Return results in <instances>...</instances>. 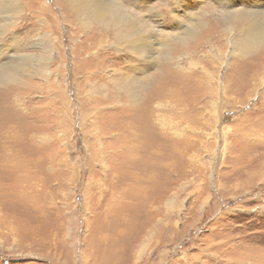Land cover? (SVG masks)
<instances>
[{
    "label": "rangeland",
    "instance_id": "1",
    "mask_svg": "<svg viewBox=\"0 0 264 264\" xmlns=\"http://www.w3.org/2000/svg\"><path fill=\"white\" fill-rule=\"evenodd\" d=\"M114 1L153 24L149 61L64 0H0V264H264L262 45L238 67V28L206 30L264 0Z\"/></svg>",
    "mask_w": 264,
    "mask_h": 264
},
{
    "label": "bare ground",
    "instance_id": "2",
    "mask_svg": "<svg viewBox=\"0 0 264 264\" xmlns=\"http://www.w3.org/2000/svg\"><path fill=\"white\" fill-rule=\"evenodd\" d=\"M64 1L67 2L68 6L73 12V15L79 20V22L84 24H89L91 22L99 23L98 27H101L104 34H107L106 38L111 40L113 45L125 48L126 50L129 51L132 57L140 61H146V62L149 61L152 55L151 50L153 46V38L150 36V34L152 32L154 33L155 30L154 27L152 26L153 24H150L151 22L149 23L142 19L143 16L141 18L139 16L140 14L138 15L132 10H128L124 8L114 0H102L99 3H96L95 0H64ZM213 13L210 14L209 22L207 21V23L209 24V27L206 29L207 31L213 30L216 31L217 33H221L222 36H224L227 32L231 30V28H233L232 26L238 28L237 34L239 39L235 41V45H234L239 55L237 56L236 60L241 62L238 63L237 65L238 67H240L241 65L243 66L247 65L249 61H253L255 59L254 57H249L247 55L243 56V54L246 53L248 50H250V47H252L254 44H261L262 45L261 49L264 54V11L260 10L259 8L251 11H247L245 9H234L225 12L224 14L220 13L221 15L224 16L226 15L225 16L226 21H228L229 24H226L225 20L221 18V15L213 14ZM145 15L147 16L148 14ZM159 16H160L159 13L156 14L154 13V18H156L155 20H159L158 19ZM174 17L177 18L178 16H174ZM155 23L156 22H154V24ZM0 27L3 30L4 26L1 25ZM188 28L189 31H191L193 30L194 26H190ZM206 30L203 29L202 33L207 32ZM215 36H217V39H212L210 35V38L208 36L205 40H208V42L213 43L218 48L223 47L224 41L228 38V36L223 39H221L220 36H218V34H216ZM159 54H162V52H159ZM165 61L167 62L163 64V66L164 67L167 66L170 69L175 67L173 71H175L177 74H182L184 76L187 75L185 73L189 72L186 71V68L182 67L180 64H175L173 61H171L172 64L171 63L170 64L172 65V67H170L168 64V60ZM16 63L13 64L14 67L8 65L7 69L2 68V70H0L1 81H4L8 78H13L15 71L19 68V66L16 65ZM255 65L259 66V70L254 71V74L251 77L255 81L254 84L258 85V83L262 82L264 78V59H262L258 64ZM200 74H201L200 77H203L205 79V80L203 79V81L206 82L207 84L206 95L208 97L207 101L202 105V107L210 108L214 105L213 99L215 98L217 93L216 90L217 85H215L213 81L211 82V78L213 77V75L212 72L209 73V70L207 71L202 70ZM192 75L193 74H191V76ZM196 75L198 76V74ZM209 78L210 81L208 80ZM255 85H253V87H255ZM218 86H220L222 90L220 92L223 95H226L228 92L227 84L223 83L222 86L221 84ZM137 87L138 85L135 86L134 88ZM170 94L171 93L169 92L168 95ZM158 122L159 123H157V125L160 128H162V130L165 129V124L163 123V120L158 119Z\"/></svg>",
    "mask_w": 264,
    "mask_h": 264
}]
</instances>
